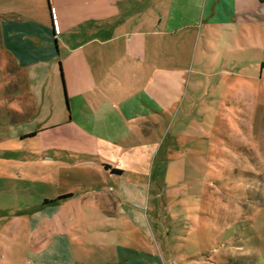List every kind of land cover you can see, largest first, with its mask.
Instances as JSON below:
<instances>
[{
	"label": "crops",
	"instance_id": "obj_1",
	"mask_svg": "<svg viewBox=\"0 0 264 264\" xmlns=\"http://www.w3.org/2000/svg\"><path fill=\"white\" fill-rule=\"evenodd\" d=\"M244 1L0 0L29 106L47 114L44 128L65 131L59 174L78 179L32 209L29 264H166L147 240L144 185L157 155L143 151L157 146L181 54L198 30H226L243 13L255 24L259 2ZM115 178L120 187H108Z\"/></svg>",
	"mask_w": 264,
	"mask_h": 264
},
{
	"label": "rangeland",
	"instance_id": "obj_2",
	"mask_svg": "<svg viewBox=\"0 0 264 264\" xmlns=\"http://www.w3.org/2000/svg\"><path fill=\"white\" fill-rule=\"evenodd\" d=\"M257 1L255 24L243 13L226 30H198L181 54L180 83L162 91L171 108L157 146L142 156L157 155L144 185L147 240L166 264H264V0ZM26 79L0 30V264H29L32 209L78 182L60 176L65 131L44 128L47 114L29 106Z\"/></svg>",
	"mask_w": 264,
	"mask_h": 264
},
{
	"label": "built area",
	"instance_id": "obj_3",
	"mask_svg": "<svg viewBox=\"0 0 264 264\" xmlns=\"http://www.w3.org/2000/svg\"><path fill=\"white\" fill-rule=\"evenodd\" d=\"M52 11L55 12V9L53 8ZM55 29H56L55 30L56 33L59 34L60 33V28L58 26H56Z\"/></svg>",
	"mask_w": 264,
	"mask_h": 264
},
{
	"label": "trees",
	"instance_id": "obj_4",
	"mask_svg": "<svg viewBox=\"0 0 264 264\" xmlns=\"http://www.w3.org/2000/svg\"><path fill=\"white\" fill-rule=\"evenodd\" d=\"M30 135L33 136V135H35V133H31ZM50 201H54V200H46L45 203H48V202H50Z\"/></svg>",
	"mask_w": 264,
	"mask_h": 264
}]
</instances>
